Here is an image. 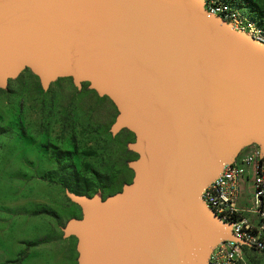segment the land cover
<instances>
[{
	"label": "water",
	"instance_id": "95a60500",
	"mask_svg": "<svg viewBox=\"0 0 264 264\" xmlns=\"http://www.w3.org/2000/svg\"><path fill=\"white\" fill-rule=\"evenodd\" d=\"M42 87L71 76L113 102L130 182L61 228L77 264H204L230 224L201 191L244 146L264 154V43L203 0H0V88L23 68Z\"/></svg>",
	"mask_w": 264,
	"mask_h": 264
},
{
	"label": "rangeland",
	"instance_id": "374dc122",
	"mask_svg": "<svg viewBox=\"0 0 264 264\" xmlns=\"http://www.w3.org/2000/svg\"><path fill=\"white\" fill-rule=\"evenodd\" d=\"M226 1L264 29V0ZM88 84L59 76L42 87L25 67L0 88V264H77L76 237L61 228L81 210L65 191L104 198L132 179L134 134L110 133L117 109ZM242 259L264 264V249Z\"/></svg>",
	"mask_w": 264,
	"mask_h": 264
},
{
	"label": "built area",
	"instance_id": "2783aa9c",
	"mask_svg": "<svg viewBox=\"0 0 264 264\" xmlns=\"http://www.w3.org/2000/svg\"><path fill=\"white\" fill-rule=\"evenodd\" d=\"M204 9L220 16L234 29L264 43V29L224 0H203ZM201 199L230 224L231 239L220 240L204 264H241L244 248L264 249V154L255 143L242 147L230 163L201 191Z\"/></svg>",
	"mask_w": 264,
	"mask_h": 264
},
{
	"label": "trees",
	"instance_id": "16d2710c",
	"mask_svg": "<svg viewBox=\"0 0 264 264\" xmlns=\"http://www.w3.org/2000/svg\"><path fill=\"white\" fill-rule=\"evenodd\" d=\"M224 1H225V0H224ZM226 2H227V1H226ZM227 3H228L229 5H231V6L233 5L231 2H227Z\"/></svg>",
	"mask_w": 264,
	"mask_h": 264
}]
</instances>
